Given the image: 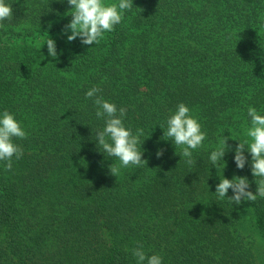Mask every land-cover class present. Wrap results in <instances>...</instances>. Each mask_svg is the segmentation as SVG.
Wrapping results in <instances>:
<instances>
[{"label":"trees","instance_id":"1","mask_svg":"<svg viewBox=\"0 0 264 264\" xmlns=\"http://www.w3.org/2000/svg\"><path fill=\"white\" fill-rule=\"evenodd\" d=\"M7 2L0 112L27 137L14 138L23 155L11 171L0 161V264H137L138 245L162 264H264V197L236 204L215 193L233 176L256 192L250 152L243 169L233 157L251 126L248 106L264 115V0H133L93 45L62 32L67 0ZM47 36L56 58L46 43L37 50ZM94 85L125 108L126 127L143 129L147 164L117 178L109 165L118 158L96 143L104 120L85 96ZM181 102L206 133L193 166L163 135ZM222 135L231 149L213 166Z\"/></svg>","mask_w":264,"mask_h":264},{"label":"clouds","instance_id":"2","mask_svg":"<svg viewBox=\"0 0 264 264\" xmlns=\"http://www.w3.org/2000/svg\"><path fill=\"white\" fill-rule=\"evenodd\" d=\"M71 5V20L64 26L62 32L70 29L67 35L69 42L80 38L84 45H93L99 43L104 33L114 30V26L120 24L125 10L133 7V0H118V3H106L105 0H67ZM13 10L7 0H0V21L11 20ZM0 27H3L0 24ZM47 44V54L50 57H58L55 41L47 36L43 41L37 43V50L42 44ZM102 89L99 86H92L86 93V98L93 99L96 106L95 115L98 119L104 120V127L96 132V143L103 149L109 157H116L119 165L110 164L109 172L116 178L120 175L121 167L135 165L137 167L147 164L146 159L142 158L140 137L143 135V129L133 131L126 127L123 118L126 115L125 108L119 110L117 106L98 95ZM251 97L249 96L248 99ZM247 114L250 117V127L245 129V139H237L239 142L234 149V161L238 169H243L246 163L245 151L251 154V173L256 180L255 194L248 190L249 181L244 176H233L232 179L223 177L216 185L215 193L217 197L223 199L227 197L232 203L240 204L242 200L255 201L257 196L264 197V115L259 114L253 106H248ZM167 129L163 133L174 142L175 146H181L180 155L185 158L189 166L196 164L192 158V150L202 147L206 139V133L201 130V125L195 118L188 106L179 103L176 110L171 113L166 121ZM26 131L20 122L14 117V114L7 109L0 112V161L6 162L5 170L11 171L12 158L17 160L23 155L21 146L14 143V138L25 139ZM234 139V138H232ZM228 137L220 139L218 145L211 151L209 160L213 166H216L231 146L227 144ZM163 150L157 151V156L162 155ZM224 161V160H223ZM224 161V166H225ZM223 166V167H224ZM229 189H232L233 195L227 196ZM137 264H162V257L153 253L147 255L142 245H138L132 250Z\"/></svg>","mask_w":264,"mask_h":264}]
</instances>
